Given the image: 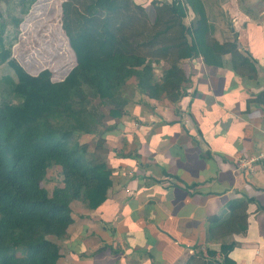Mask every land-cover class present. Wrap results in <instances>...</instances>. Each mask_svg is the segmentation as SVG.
I'll return each instance as SVG.
<instances>
[{
	"label": "crops",
	"instance_id": "crops-1",
	"mask_svg": "<svg viewBox=\"0 0 264 264\" xmlns=\"http://www.w3.org/2000/svg\"><path fill=\"white\" fill-rule=\"evenodd\" d=\"M133 1L152 20V1L172 2ZM201 1L213 38L236 40L253 65L234 68L229 55L218 67L185 60L189 83L176 103L156 84L159 66L148 88L154 96L128 80L122 116L104 136L107 200L95 210L71 204L56 264H186L198 250L219 251L222 240H206L208 220L225 218L239 200L248 201L247 229L225 239L235 242L228 257L264 264V163L240 164L264 153V0ZM194 22L188 10L185 23Z\"/></svg>",
	"mask_w": 264,
	"mask_h": 264
},
{
	"label": "trees",
	"instance_id": "trees-1",
	"mask_svg": "<svg viewBox=\"0 0 264 264\" xmlns=\"http://www.w3.org/2000/svg\"><path fill=\"white\" fill-rule=\"evenodd\" d=\"M36 1L0 0V66L14 74L0 80V264H56L61 256L56 240L66 238L73 224L71 204L80 200L95 210L107 200L111 171L102 156L104 136L122 116L131 77L147 92L154 65L161 64L156 84L176 103L179 88L189 83L181 68L185 60L200 57L218 67L229 55L234 68L253 65L236 40L213 38L201 0L152 1L153 20L133 0H65L62 28L76 64L63 80L52 82L48 70L27 73L12 58L5 37L8 26L17 34L21 16ZM188 10L195 17L191 25L185 23ZM82 135L96 141L80 143ZM54 166L64 175L49 194L41 183ZM247 205L232 201L225 218H209L206 240H222L219 251L198 250L186 264H234L228 254L235 242L225 239L246 231Z\"/></svg>",
	"mask_w": 264,
	"mask_h": 264
},
{
	"label": "rangeland",
	"instance_id": "rangeland-1",
	"mask_svg": "<svg viewBox=\"0 0 264 264\" xmlns=\"http://www.w3.org/2000/svg\"><path fill=\"white\" fill-rule=\"evenodd\" d=\"M65 0H38L29 9V13L21 16L22 21L17 34L11 26L5 32L6 41L11 42L12 58L30 75L36 76L43 70L51 73V81L58 82L75 66V56L69 47L68 39L62 28L61 4ZM6 5H1L5 14ZM14 14V13H13ZM50 15L53 20L49 21ZM16 17H20L18 12ZM7 17H5L6 19ZM161 67L160 65H154ZM159 70L158 72H160ZM6 75L14 78L12 71L6 66H0V80ZM159 75V74H157ZM4 84L0 87V100ZM130 93L129 91L124 93ZM145 95L154 96V90L147 89ZM100 109L106 112V107ZM96 138L92 135H82L80 143L93 144ZM63 170L59 166L50 168L41 186L50 194L54 187L62 185ZM56 244L59 246V242Z\"/></svg>",
	"mask_w": 264,
	"mask_h": 264
},
{
	"label": "built area",
	"instance_id": "built-area-1",
	"mask_svg": "<svg viewBox=\"0 0 264 264\" xmlns=\"http://www.w3.org/2000/svg\"><path fill=\"white\" fill-rule=\"evenodd\" d=\"M261 160L264 163V153L260 154L257 158L243 159L240 161L242 167L249 168L253 162Z\"/></svg>",
	"mask_w": 264,
	"mask_h": 264
}]
</instances>
